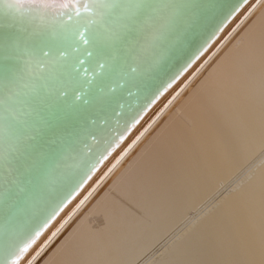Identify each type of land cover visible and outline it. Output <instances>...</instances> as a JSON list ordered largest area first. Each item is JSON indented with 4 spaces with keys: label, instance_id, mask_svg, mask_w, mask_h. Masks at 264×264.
Here are the masks:
<instances>
[{
    "label": "bare ground",
    "instance_id": "1",
    "mask_svg": "<svg viewBox=\"0 0 264 264\" xmlns=\"http://www.w3.org/2000/svg\"><path fill=\"white\" fill-rule=\"evenodd\" d=\"M142 44L106 82L118 103L69 149L42 207L6 227L0 261L56 211L136 113L239 12L43 233L25 264H264V0H152ZM50 35L70 27L42 6ZM0 10V17L6 16ZM153 32L160 38L153 39ZM71 33L36 69L42 93L78 85ZM65 55L60 56L59 52ZM94 63V61L90 62ZM105 71H109L108 68ZM116 89L110 93L108 89ZM0 100V124L7 108Z\"/></svg>",
    "mask_w": 264,
    "mask_h": 264
},
{
    "label": "snow or ice",
    "instance_id": "2",
    "mask_svg": "<svg viewBox=\"0 0 264 264\" xmlns=\"http://www.w3.org/2000/svg\"><path fill=\"white\" fill-rule=\"evenodd\" d=\"M7 15L0 17V100L8 105L0 124V235L6 227L38 211L45 202L49 186L62 178V168L69 149L86 138H95L90 125L95 116H106L118 103L115 95L105 94L106 82L113 80L115 69L126 53L144 42L158 9L152 0H0ZM25 4L52 10L67 17L70 27L62 29V38L50 35L43 17L18 11ZM181 7L175 0L170 17ZM238 6L212 37L184 67L155 92L128 126L113 133L91 166L88 174L33 233L16 245L0 264H25L43 233L51 227L63 208L91 180L114 149L122 143L179 81L189 68L239 12ZM75 38V51H83L71 66L70 79L78 85L71 97L67 91L42 93L37 86L36 69L44 60L54 58L66 36ZM153 39L160 38L153 32ZM60 56L65 52L60 51ZM94 61V63H90ZM108 68L109 71H105ZM115 93L116 89H108Z\"/></svg>",
    "mask_w": 264,
    "mask_h": 264
},
{
    "label": "water",
    "instance_id": "3",
    "mask_svg": "<svg viewBox=\"0 0 264 264\" xmlns=\"http://www.w3.org/2000/svg\"><path fill=\"white\" fill-rule=\"evenodd\" d=\"M6 8H7L6 5H2V4H0V10L6 9ZM23 9L28 10V11L33 10V8H32V9H27V8L23 7V8L18 9V11H22ZM23 12H24V11H23ZM65 18H66V17H65Z\"/></svg>",
    "mask_w": 264,
    "mask_h": 264
}]
</instances>
